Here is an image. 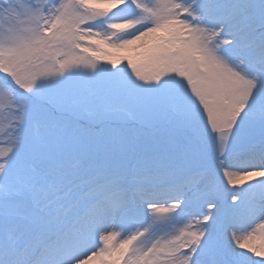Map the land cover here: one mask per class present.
<instances>
[{
	"label": "snow or ice",
	"instance_id": "1",
	"mask_svg": "<svg viewBox=\"0 0 264 264\" xmlns=\"http://www.w3.org/2000/svg\"><path fill=\"white\" fill-rule=\"evenodd\" d=\"M0 264H264V0H0Z\"/></svg>",
	"mask_w": 264,
	"mask_h": 264
}]
</instances>
